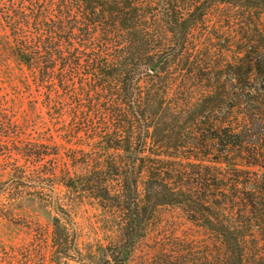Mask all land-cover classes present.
I'll return each mask as SVG.
<instances>
[{
	"label": "trees",
	"instance_id": "trees-1",
	"mask_svg": "<svg viewBox=\"0 0 264 264\" xmlns=\"http://www.w3.org/2000/svg\"><path fill=\"white\" fill-rule=\"evenodd\" d=\"M0 224L19 264H264V0H0Z\"/></svg>",
	"mask_w": 264,
	"mask_h": 264
},
{
	"label": "rangeland",
	"instance_id": "rangeland-1",
	"mask_svg": "<svg viewBox=\"0 0 264 264\" xmlns=\"http://www.w3.org/2000/svg\"><path fill=\"white\" fill-rule=\"evenodd\" d=\"M91 213L93 214V210L88 208V210L85 209V213L82 212V215H80L81 217L85 216V220L83 221L84 222V224H83V229H84L83 236L85 238H93V237L98 235V234H93V232H94L93 228L96 226L93 223V220L91 218H89V215L92 216ZM41 224L46 225L47 224L46 220L41 219ZM186 228H187V225L185 228L180 227V229L178 231H176L177 234H185V233L181 232V229H186ZM169 233L171 234V232H169ZM40 235H44V234H30L29 231L27 230V228L23 227V226L12 225L10 227H3L0 224V264H19V263H17L18 261L16 258L9 259L8 255H7L8 252H11L13 250H24V249H26L25 247L29 244H33L34 247H36L35 245L37 244V247H38V244H39L38 242H39L40 238L35 237V236H40ZM45 235H48V234H45ZM17 257L20 258L19 256H17Z\"/></svg>",
	"mask_w": 264,
	"mask_h": 264
}]
</instances>
